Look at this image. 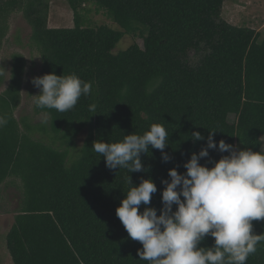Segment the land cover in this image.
I'll return each instance as SVG.
<instances>
[{"label": "trees", "instance_id": "trees-1", "mask_svg": "<svg viewBox=\"0 0 264 264\" xmlns=\"http://www.w3.org/2000/svg\"><path fill=\"white\" fill-rule=\"evenodd\" d=\"M67 1L75 26L52 28L51 0H0V46L8 18L21 11L41 54L40 76L75 74L91 84V93L67 112L34 105L37 113L49 116L39 129L51 134L59 149L35 138V127L15 116L26 61L13 55L11 80L0 94V118L7 121L0 127V202L10 177L22 182L23 198L7 247L14 264H148L137 252L142 245L129 238L116 216L132 186L129 181L153 180L157 192L149 206L159 215L161 180L170 179L173 167L186 172L183 164L206 146L209 132H215L217 144L224 140L264 152V38L223 19L228 0ZM87 3L106 10L120 29L84 26L81 11ZM138 31L143 46L133 43L115 51L125 35ZM191 51L197 61L191 60ZM152 124L166 128L164 152L171 160L163 162L160 150L150 147L141 154L146 172L110 170L91 148L97 140L111 143L142 135ZM85 129L81 153L69 162ZM196 131L205 139L193 141ZM227 154L209 149L200 163L211 167L210 161ZM252 224L253 233L264 236V220ZM213 243L207 236L200 247ZM246 264H264V239Z\"/></svg>", "mask_w": 264, "mask_h": 264}, {"label": "clouds", "instance_id": "clouds-1", "mask_svg": "<svg viewBox=\"0 0 264 264\" xmlns=\"http://www.w3.org/2000/svg\"><path fill=\"white\" fill-rule=\"evenodd\" d=\"M31 83L39 89L34 95L36 107L61 113L91 93V84L75 74L46 73L32 78ZM6 123L0 118V127ZM214 133L209 132L206 146L191 153L183 164L186 172L173 167L168 170L170 179L161 180L159 215L149 206L157 192L153 180L141 178L138 185L129 181L132 186L116 208V216L129 238L140 242L138 255L148 264H246L264 239L253 233L252 224L264 220V152L240 150L224 140L217 144ZM191 138L205 139L198 131ZM168 140L166 128L152 124L142 135L128 134L111 143L97 140L91 148L110 170L146 172L141 154H147L151 147L160 150L163 162H169L171 156L164 152ZM209 149L228 154L210 161L212 166L208 167L200 160L209 156ZM207 236L214 238L213 245L200 247Z\"/></svg>", "mask_w": 264, "mask_h": 264}, {"label": "rangeland", "instance_id": "rangeland-1", "mask_svg": "<svg viewBox=\"0 0 264 264\" xmlns=\"http://www.w3.org/2000/svg\"><path fill=\"white\" fill-rule=\"evenodd\" d=\"M81 12V22L84 26L109 25L115 29H120L106 10H98L93 3H87ZM222 12V17L227 22L236 26L255 29L260 33L261 39L264 38V0H228L224 4ZM48 25L52 28L75 26L74 13L67 0H51ZM31 36L32 27L23 13L21 11L12 13L8 18L6 34L0 46V78L2 79L0 94L9 86L13 55L15 53L22 55L26 61L25 74L21 90V102L15 110V116L21 122L25 119L28 124L35 127L33 131L35 138L63 149L59 142L54 141L51 134H46L39 129L40 125L48 124L49 116L45 113H37L34 108L36 100L34 95L39 93V89L33 86L31 80L41 75L43 62L39 50L32 44ZM133 43L143 46L144 41L140 31L125 35L118 43L115 51L125 50ZM190 58L192 61L199 59L194 51L190 52ZM230 119L232 120V118ZM87 136V129L78 136L77 146L71 150L69 162L79 154L80 147L84 144ZM262 141L264 148V136ZM237 148L243 150L244 146L238 143ZM22 198L23 184L20 179L8 178L3 185L0 202V264H14L7 247V234L15 221V215L21 206Z\"/></svg>", "mask_w": 264, "mask_h": 264}]
</instances>
